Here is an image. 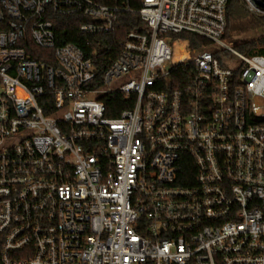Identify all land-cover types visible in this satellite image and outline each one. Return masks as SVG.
I'll use <instances>...</instances> for the list:
<instances>
[{"label":"built area","instance_id":"obj_1","mask_svg":"<svg viewBox=\"0 0 264 264\" xmlns=\"http://www.w3.org/2000/svg\"><path fill=\"white\" fill-rule=\"evenodd\" d=\"M124 2L0 0L2 263L264 264V54L227 40V0ZM119 11L140 28L102 72L58 42L53 16Z\"/></svg>","mask_w":264,"mask_h":264},{"label":"trees","instance_id":"obj_2","mask_svg":"<svg viewBox=\"0 0 264 264\" xmlns=\"http://www.w3.org/2000/svg\"><path fill=\"white\" fill-rule=\"evenodd\" d=\"M112 3L113 0H105ZM141 0H125L124 5L132 9L140 7ZM226 37L233 33H255L257 36L238 43L237 48L247 54H264V14L251 12L244 0H227L226 4ZM57 39L59 43H73L80 47L86 56L93 57L99 72H102L107 62L117 58L121 51L122 42L126 34L140 28L138 15L135 12L119 11L113 31L97 35L83 34L79 31V25L84 18L77 15H55L53 16ZM181 38H189L194 51L207 43L198 35L182 32L178 34ZM182 43L179 46L182 47ZM35 56V55H33ZM107 113L117 115L123 108L127 107L120 95H105L104 97ZM0 241V254H1ZM0 264H3L0 256Z\"/></svg>","mask_w":264,"mask_h":264},{"label":"rangeland","instance_id":"obj_3","mask_svg":"<svg viewBox=\"0 0 264 264\" xmlns=\"http://www.w3.org/2000/svg\"><path fill=\"white\" fill-rule=\"evenodd\" d=\"M255 36H257V34L255 33H245V34H240V33H233L230 37H227V40L228 41H231L232 44L237 47V44L238 43H241V42H244L245 40L247 39H251V38H254ZM179 36L176 35V38H178ZM210 49L212 51L215 50V47L214 46H211Z\"/></svg>","mask_w":264,"mask_h":264},{"label":"bare ground","instance_id":"obj_4","mask_svg":"<svg viewBox=\"0 0 264 264\" xmlns=\"http://www.w3.org/2000/svg\"><path fill=\"white\" fill-rule=\"evenodd\" d=\"M177 50H179L180 48H182L181 46H179V43L176 44Z\"/></svg>","mask_w":264,"mask_h":264}]
</instances>
